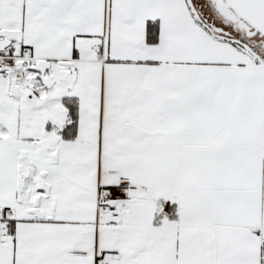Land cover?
I'll return each mask as SVG.
<instances>
[{"label": "snow or ice", "instance_id": "snow-or-ice-1", "mask_svg": "<svg viewBox=\"0 0 264 264\" xmlns=\"http://www.w3.org/2000/svg\"><path fill=\"white\" fill-rule=\"evenodd\" d=\"M0 264H264V0H0Z\"/></svg>", "mask_w": 264, "mask_h": 264}]
</instances>
